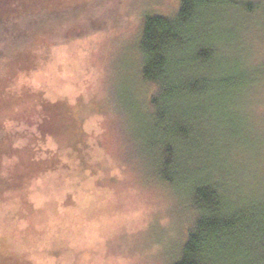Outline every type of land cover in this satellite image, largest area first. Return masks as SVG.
<instances>
[{
	"label": "rangeland",
	"instance_id": "374dc122",
	"mask_svg": "<svg viewBox=\"0 0 264 264\" xmlns=\"http://www.w3.org/2000/svg\"><path fill=\"white\" fill-rule=\"evenodd\" d=\"M224 1L196 24L194 45H215L202 75L216 84L231 67L248 81L193 114L202 140L184 167L263 206L264 0ZM178 5L0 0V264L180 258L195 211L186 187L152 166L156 85L142 78L139 49L144 17Z\"/></svg>",
	"mask_w": 264,
	"mask_h": 264
},
{
	"label": "trees",
	"instance_id": "16d2710c",
	"mask_svg": "<svg viewBox=\"0 0 264 264\" xmlns=\"http://www.w3.org/2000/svg\"><path fill=\"white\" fill-rule=\"evenodd\" d=\"M219 2L179 0L175 15L147 14L139 42L142 78L156 85L148 137L154 154L151 163L160 180L186 187L195 211L174 264H264V205L233 201L207 168L190 174L184 167L187 157L198 153L202 140L192 125L193 114L206 111L202 104L211 95L238 87L236 78L242 75L241 86L248 81L246 71L235 73L230 66L216 84L202 75L215 45H194L196 24L207 9L225 3ZM189 67L197 71L186 76Z\"/></svg>",
	"mask_w": 264,
	"mask_h": 264
}]
</instances>
